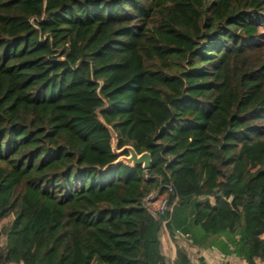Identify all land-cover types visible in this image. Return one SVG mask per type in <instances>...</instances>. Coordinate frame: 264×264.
I'll return each instance as SVG.
<instances>
[{
    "label": "trees",
    "instance_id": "obj_1",
    "mask_svg": "<svg viewBox=\"0 0 264 264\" xmlns=\"http://www.w3.org/2000/svg\"><path fill=\"white\" fill-rule=\"evenodd\" d=\"M194 245L264 264V0H0V264Z\"/></svg>",
    "mask_w": 264,
    "mask_h": 264
},
{
    "label": "water",
    "instance_id": "obj_2",
    "mask_svg": "<svg viewBox=\"0 0 264 264\" xmlns=\"http://www.w3.org/2000/svg\"><path fill=\"white\" fill-rule=\"evenodd\" d=\"M99 121L103 124L110 136V149L115 160L110 164L123 163L131 167L139 166L142 170H148L151 165L150 155L148 152L143 151L136 153L129 145H123L118 147L117 136L114 131L99 118Z\"/></svg>",
    "mask_w": 264,
    "mask_h": 264
},
{
    "label": "crops",
    "instance_id": "obj_3",
    "mask_svg": "<svg viewBox=\"0 0 264 264\" xmlns=\"http://www.w3.org/2000/svg\"><path fill=\"white\" fill-rule=\"evenodd\" d=\"M169 247L171 249L169 250V256H172L174 250L171 245H169ZM186 255L193 264H218L221 262L227 264H243L242 259L234 257L233 255H224L221 254L217 249L200 247L197 245L188 246Z\"/></svg>",
    "mask_w": 264,
    "mask_h": 264
},
{
    "label": "built area",
    "instance_id": "obj_4",
    "mask_svg": "<svg viewBox=\"0 0 264 264\" xmlns=\"http://www.w3.org/2000/svg\"><path fill=\"white\" fill-rule=\"evenodd\" d=\"M164 191H165V194L167 192L172 191L171 186L170 185H166L164 187ZM173 201H174V196L161 197V201H160L159 205L156 208V213H154L153 211H150V214L152 216H155V215L162 214L164 211H169L171 209V207H172ZM174 236L177 239V242H183V240L186 238L187 234L186 233H181L178 230H174ZM218 264H227V263H222L221 262V263H218Z\"/></svg>",
    "mask_w": 264,
    "mask_h": 264
},
{
    "label": "rangeland",
    "instance_id": "obj_5",
    "mask_svg": "<svg viewBox=\"0 0 264 264\" xmlns=\"http://www.w3.org/2000/svg\"><path fill=\"white\" fill-rule=\"evenodd\" d=\"M161 197H165V191H164V188H163L162 191H161ZM167 238H168V239H167ZM174 238H175V236H174ZM169 241H170L171 243H170ZM175 241H177V239H174V242H173L172 239L169 237V235H167V234H164V235H163V238H162V245H163V251H164L166 254H169V250H171L170 247H169V245H171V246L173 247V250H174V244H176Z\"/></svg>",
    "mask_w": 264,
    "mask_h": 264
}]
</instances>
